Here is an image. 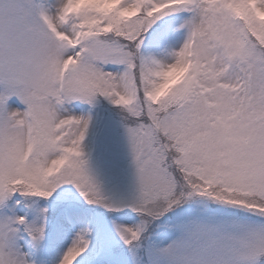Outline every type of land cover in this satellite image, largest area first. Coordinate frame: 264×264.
I'll use <instances>...</instances> for the list:
<instances>
[{
  "label": "snow or ice",
  "instance_id": "1",
  "mask_svg": "<svg viewBox=\"0 0 264 264\" xmlns=\"http://www.w3.org/2000/svg\"><path fill=\"white\" fill-rule=\"evenodd\" d=\"M0 264H264V0H0Z\"/></svg>",
  "mask_w": 264,
  "mask_h": 264
}]
</instances>
